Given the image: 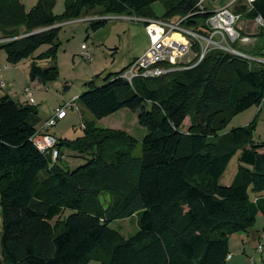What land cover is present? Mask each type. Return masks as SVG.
<instances>
[{"label":"trees","instance_id":"obj_1","mask_svg":"<svg viewBox=\"0 0 264 264\" xmlns=\"http://www.w3.org/2000/svg\"><path fill=\"white\" fill-rule=\"evenodd\" d=\"M158 2L165 7L161 17L151 9ZM55 3L38 0L26 11L20 0H0V40L12 39L0 50L10 64L42 46L50 48L39 58L55 61L62 28L56 26L92 10L101 17L165 20L195 12L194 0H67L56 16ZM256 16L264 20V0L245 13ZM208 17L194 15L185 26L202 31ZM105 25L91 22L90 29ZM258 37L251 51L233 47L254 60L214 49L199 64L196 57L157 78L129 83L122 78L126 67L101 84V75L89 82L76 101L96 120L122 109L137 114L146 129L139 156L134 137L88 121L83 137L58 139L60 156L63 148L87 156L70 171L59 164L61 157L54 162L32 143L37 108L0 97V264H227L230 236L253 230L256 218H264V143L254 140V122L222 133L233 117L263 103V33ZM57 77L55 64L45 69L32 63L28 74L31 84ZM239 152L232 184L221 185ZM249 189L260 196L250 200ZM102 194L110 198L107 206ZM65 211L71 214L59 219ZM133 217L138 230L131 237L112 228Z\"/></svg>","mask_w":264,"mask_h":264},{"label":"rangeland","instance_id":"obj_2","mask_svg":"<svg viewBox=\"0 0 264 264\" xmlns=\"http://www.w3.org/2000/svg\"><path fill=\"white\" fill-rule=\"evenodd\" d=\"M26 11H30L38 2V0H20ZM67 0H56L53 13L56 16L63 15ZM151 9L154 14L161 17L165 13L163 3H155ZM97 17L94 14L83 13L78 22L64 24L58 32L59 49L55 61L39 58L43 53L49 50V46H42L34 55L19 62L18 64H10L7 61V55L0 50V67L3 69L2 78L5 82V88L0 89V96H9L18 103H26L27 98L25 89L32 84L28 79V74L32 63H36L42 68H48L55 64L58 68V77L55 81L40 83L32 88V97L35 107L39 111V124L41 120L52 116L57 107L64 103L75 100V109L68 110L67 117L58 122L56 127L51 129L53 134L59 140L75 141L83 137L84 129L81 126L88 121H95L96 126L116 131H124L134 137L137 141L134 155L139 156L142 152V140L146 135V129L141 127L137 122V114L129 109H122L113 115L101 120H96L90 113L82 108L76 101L83 93L88 90L87 84L100 76L97 84H101L103 79L110 74H117L129 65V58L133 54V40L136 39L138 45H142V41L147 39L144 27L140 24L131 22L126 19H119L120 16L104 17L106 25L96 32L90 29V21H82L83 19ZM110 18V19H109ZM133 28L142 29V33L135 31L133 36ZM237 28L242 34L250 38V42L243 46L237 47L251 51L258 43L261 33V41L264 43V29H258L253 24L247 26V20L242 19L237 24ZM256 39V40H255ZM82 44L88 48V52L92 57L88 61L83 57ZM261 48V47H260ZM194 58L193 54L182 60V65L188 64ZM261 60V59H260ZM264 61V59H262ZM56 62V63H55ZM78 110H77V109ZM247 122V123H246ZM254 122V140L264 143V105L263 110L258 111L257 106H253L242 113L236 115L226 126L222 133H228L233 129L245 127ZM245 123V125H242ZM37 125L39 129L41 125ZM189 127V120L184 124L183 130ZM87 162V156L71 151L67 148L62 149V155L59 164L62 167L74 171ZM238 160L234 158L229 164L222 180L221 185H226V179L231 171L238 168ZM249 198L254 200L255 194L249 189ZM101 201L105 206L110 202V198L106 194L101 195ZM71 214V211L65 213L59 219H65ZM56 220L52 223L54 224ZM2 218L0 214V235H1ZM112 228L117 229L125 238H129L136 233L137 218L119 220L112 224ZM262 246L263 250L258 252V247ZM229 252L233 256V261L227 264H258L260 256L264 255V218H256L253 230L249 232L235 233L229 238ZM1 256V255H0ZM241 261V262H240ZM89 264H101L99 261L92 260Z\"/></svg>","mask_w":264,"mask_h":264},{"label":"built area","instance_id":"obj_3","mask_svg":"<svg viewBox=\"0 0 264 264\" xmlns=\"http://www.w3.org/2000/svg\"><path fill=\"white\" fill-rule=\"evenodd\" d=\"M258 1L260 0H194V13L171 20L149 19L137 16L118 17L119 19H126L142 25L149 38L147 50L128 66L122 78L129 83H132L136 78H157L176 70L178 65H182V60L190 54H193L194 58H198L195 65L199 64L205 55L214 49L248 60H254L233 47L243 46L250 42V38L242 34V31L237 28V24L245 18V13L253 10L254 4ZM242 8H245V12L241 11ZM204 14L209 15V17L205 21L206 27L202 31L185 26V22L190 17ZM79 20L66 22V24L78 22ZM105 20L107 19L97 16L83 19L82 21L97 22ZM245 20H249V23H252L258 29L264 28V20L261 16H256L253 19L245 18ZM9 40L12 39H3L0 40V43ZM194 47H199V52L195 51ZM81 49L83 50V57L91 61L92 57L88 52L87 46L82 44ZM2 71L3 69L0 67V89L6 86L2 78ZM32 88L28 87L25 89L26 98L28 99L26 104L28 105L35 103L32 97ZM74 104L75 100L57 107L54 114L42 123L41 127L36 130L31 138L38 151L43 155H50L54 162L61 156L57 149L58 139L50 131L56 127L58 122L67 117L68 110L75 109ZM84 128V125H82L81 129ZM262 250L263 247L259 246L258 252ZM230 259L231 256L228 255L227 261Z\"/></svg>","mask_w":264,"mask_h":264},{"label":"crops","instance_id":"obj_4","mask_svg":"<svg viewBox=\"0 0 264 264\" xmlns=\"http://www.w3.org/2000/svg\"><path fill=\"white\" fill-rule=\"evenodd\" d=\"M95 11L96 10H92V11H90L89 13L91 14H95ZM252 24V23H251ZM247 26H250V23H249V20L247 21ZM135 31H138V32H140V33H142V29L139 31V29H136V28H133V36L135 35L134 33H135ZM147 35V34H146ZM135 37V36H134ZM134 37L132 38V40H133V46L132 47H141V48H134V50H133V54L130 56V60H129V65L136 59V58H138L140 55H142L146 50H147V48L149 47V38H148V36H147V39H144L142 42V45H138V42H136V39H134ZM256 40V39H255ZM128 65V66H129ZM127 66V67H128ZM126 68V67H125ZM124 68V69H125ZM38 84V83H37ZM40 84V83H39ZM32 86H33V84H32ZM35 87V86H34ZM0 97H2V96H0ZM23 104H26V103H23ZM35 105V103L33 104V106ZM263 105H264V102L260 105V106H257V109H258V111H262L263 110ZM50 117V116H49ZM49 117H47V118H45V119H43V121L41 120V123L39 124V125H42V123H44ZM247 123V122H246ZM242 125H245V123H243ZM239 155H240V152L239 153H237L236 154V156L234 157V158H237V160H238V158H239ZM233 158V159H234ZM232 159V160H233ZM231 160V161H232ZM231 161H230V163H231ZM229 163V164H230ZM229 166V165H228ZM237 170H238V168H237ZM237 170H235V171H231V173H230V175L227 177V179H226V185H228V186H230L231 184H232V182H233V180H234V178H235V175H236V173H237ZM225 174V173H224ZM224 176V175H223ZM223 178V177H222ZM222 180V179H221ZM262 195H264V194H262ZM260 195H255V197H254V200H256L258 197H259ZM257 218H263L261 215H259ZM256 254L258 255V256H260V259H259V261H258V264H264V255H262V254H258L257 252H256ZM230 256H231V259L230 260H228L227 262L228 263H231L232 261H233V256L231 255V254H229ZM241 262V261H240Z\"/></svg>","mask_w":264,"mask_h":264},{"label":"water","instance_id":"obj_5","mask_svg":"<svg viewBox=\"0 0 264 264\" xmlns=\"http://www.w3.org/2000/svg\"><path fill=\"white\" fill-rule=\"evenodd\" d=\"M38 84H39V83H38ZM38 84H37V83L33 84V87L36 86V85H38Z\"/></svg>","mask_w":264,"mask_h":264}]
</instances>
